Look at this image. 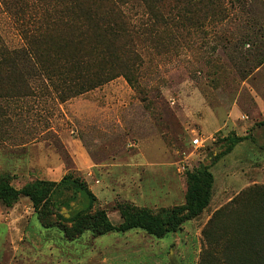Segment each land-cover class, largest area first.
Returning a JSON list of instances; mask_svg holds the SVG:
<instances>
[{"label":"rangeland","instance_id":"obj_1","mask_svg":"<svg viewBox=\"0 0 264 264\" xmlns=\"http://www.w3.org/2000/svg\"><path fill=\"white\" fill-rule=\"evenodd\" d=\"M18 2L0 0V36L23 51L6 7ZM125 8L134 18L144 11L140 1ZM192 17L182 29L159 28L158 37L147 31L135 86L120 76L62 102L33 70L31 91L1 77L0 177L20 189L72 175L97 197L93 212L114 221L122 206L154 215L184 206L189 174L208 166V208L162 238L133 229L72 245L60 225L71 224L54 217L46 230L28 198L0 202V264H62L75 248L104 250L97 264H245L246 254L264 256V0H213ZM231 135L246 139L213 163Z\"/></svg>","mask_w":264,"mask_h":264},{"label":"trees","instance_id":"obj_2","mask_svg":"<svg viewBox=\"0 0 264 264\" xmlns=\"http://www.w3.org/2000/svg\"><path fill=\"white\" fill-rule=\"evenodd\" d=\"M140 1L144 11L136 18L126 11ZM213 0H19L18 8L6 5L19 27L23 51L11 50L0 36V78L21 80L31 91L27 74L40 73L48 86L65 102L98 88L120 76L137 85V76L146 57L147 31L173 24L176 29L191 25L193 17ZM150 27V28H149ZM154 33V31H153ZM226 149L214 160L232 150L246 137L231 135ZM264 147V146H263ZM187 203L162 215L119 208L120 225H113L104 210L93 212L97 197L87 183L66 175L58 182L35 181L18 189L8 176L0 177V202L11 206L21 197L28 198L39 220L53 227L54 217L71 226L61 225L69 240L86 231L94 236L140 229L162 238L200 216L210 205L214 176L208 166L189 174ZM69 212V218L60 212ZM245 264H264V256L246 254Z\"/></svg>","mask_w":264,"mask_h":264},{"label":"crops","instance_id":"obj_3","mask_svg":"<svg viewBox=\"0 0 264 264\" xmlns=\"http://www.w3.org/2000/svg\"><path fill=\"white\" fill-rule=\"evenodd\" d=\"M65 211V212H64ZM60 214L61 215H63V216H65V218H69V212L68 211H66V210H62L61 212H60ZM36 216H37V214H35ZM38 217V216H37ZM114 221L113 220H110L111 222H112V224L113 225H120L121 223H122V217L119 215V214H114ZM110 219V218H109ZM38 221H39V223L41 224V226L42 227H44L46 230H51V228L52 227H49V228H46L43 224H42V222L39 220V218H38ZM64 233V232H63ZM62 233V234H63ZM113 233H118V232H111V233H108V234H105V235H101V236H94L93 235V233L91 232V231H86V232H84L81 236H79V237H77L76 239H73V240H69V239H67V242L69 243V244H72V245H74V244H80L81 243V241L84 239V238H86V237H92V238H94V241L93 242H95L96 243V241H97V239H101L102 237H104V236H108V235H111V234H113ZM65 237V236H64ZM110 237H116V236H110ZM37 245H41V243L39 242ZM89 250V249H88ZM104 252V250H100V249H90L89 250V252L88 251H85L84 249H79V248H75V249H73V250H70V255L72 256V257H74V259H72V258H65V259H63V260H61L62 261V264H84V263H82V261H84V260H91V263L92 264H97V263H95V262H97V256H98V254L100 253V254H102ZM137 252V251H136ZM48 253V252H47ZM45 255H47V254H45ZM114 254H111V256H113ZM136 256L137 255H135L134 256V254L133 253H131V254H129V258H132V260L134 259V258H136ZM48 257L49 258H54V257H56V254H49L48 255ZM100 260H102V262H104L105 260L104 259H100ZM59 264V263H58ZM133 264V263H132Z\"/></svg>","mask_w":264,"mask_h":264},{"label":"built area","instance_id":"obj_4","mask_svg":"<svg viewBox=\"0 0 264 264\" xmlns=\"http://www.w3.org/2000/svg\"><path fill=\"white\" fill-rule=\"evenodd\" d=\"M202 144H203V140H201L199 138H196L193 141V145L196 146V147H200V146H202Z\"/></svg>","mask_w":264,"mask_h":264}]
</instances>
